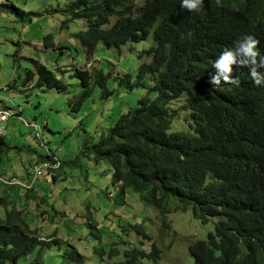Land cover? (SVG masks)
Here are the masks:
<instances>
[{"label":"trees","instance_id":"obj_1","mask_svg":"<svg viewBox=\"0 0 264 264\" xmlns=\"http://www.w3.org/2000/svg\"><path fill=\"white\" fill-rule=\"evenodd\" d=\"M12 11L7 1H0V13ZM60 13L71 15L64 25L75 19L86 22V29L74 37L90 60L100 43L121 55L127 43L145 41L153 31L156 44L143 51L148 61L140 64L136 78L126 73L116 80L121 87H147V94L136 107L120 114L106 136L83 151L95 162L109 164L119 202L131 190L163 217L191 213L201 224L212 223L206 238L189 246L192 264H264V86L252 83L248 68L236 66L232 75L239 86L213 89L209 83L215 71L212 61L238 34L255 32L263 44L258 55H264V0H222L220 7L214 0H204L199 12L182 9L178 0H69ZM49 40L54 46L52 35ZM90 63L87 68H74L81 85L68 101L74 113L94 87L101 90L102 99L113 94L111 76ZM35 84L61 92L68 89L54 71L33 60L22 86ZM179 112L185 115V126L175 130ZM11 149L0 134V164ZM22 189L33 192L34 185ZM25 195L27 201L36 198ZM15 203L0 197V206L5 207L4 218L0 217V264H18L38 247L30 264H86L75 249L55 251L60 242L56 231L47 235V243L28 221L33 215L30 203L19 210ZM87 222L91 237L102 243L104 228L91 217ZM134 229L149 245L113 242L108 252L94 247L100 259L92 264H161L163 250L150 241L144 225L136 224Z\"/></svg>","mask_w":264,"mask_h":264},{"label":"rangeland","instance_id":"obj_2","mask_svg":"<svg viewBox=\"0 0 264 264\" xmlns=\"http://www.w3.org/2000/svg\"><path fill=\"white\" fill-rule=\"evenodd\" d=\"M0 1L13 6L11 13H0V111L20 113V117L10 116L2 134L12 149L3 156L0 176L30 183L34 164L43 162L42 156L47 158L51 152L62 162L56 171L44 169L34 181L33 192L0 184V197L15 199L18 210L30 203L29 211L33 215L28 221L32 227L40 229L42 238L46 240L47 235L56 231L60 242L55 251L75 249L86 259V264L100 259L93 252L94 247H104L108 252L113 242L129 241L142 247L144 241L149 245L150 242L137 234L136 224H143L153 238L150 241H156L163 250L161 264H192L189 246L205 239L214 225L201 224L191 213L171 212L163 217L145 205L139 192L131 190L124 202H119L118 191L111 184L109 164L97 163L93 156L83 153L87 145L107 135L120 114L136 107L139 98L147 94V87H121L116 80L126 73L136 78L140 64L148 61L143 51L156 44L153 31L145 41L127 43L121 55L100 43L90 60L74 37L86 29V22L75 19L64 25L71 15L60 11L68 7L69 0ZM50 35L54 46L49 45ZM33 60L54 71L68 89L61 92L37 84L23 88L25 72L33 67ZM90 62L111 76L109 88L113 94L107 100L102 99L101 90L94 87L80 111L74 113L68 101L81 91L74 68H87ZM149 79L147 86L151 85ZM12 85L17 87L11 88ZM149 94L153 99L156 97L154 92ZM184 117L183 112L177 114L173 129L184 128ZM33 125H38V129ZM25 194L36 198L27 201ZM4 216L5 207L0 206V217ZM90 217L104 228L102 243L95 242L90 235L87 222ZM118 246L124 248L121 244ZM38 251L39 247L29 257L21 258L18 264H30ZM103 260L108 262V255Z\"/></svg>","mask_w":264,"mask_h":264},{"label":"clouds","instance_id":"obj_3","mask_svg":"<svg viewBox=\"0 0 264 264\" xmlns=\"http://www.w3.org/2000/svg\"><path fill=\"white\" fill-rule=\"evenodd\" d=\"M212 0H210V3ZM182 9L188 12H199L204 5V0H178ZM217 7L222 6V0H214ZM261 38L252 31L238 34L237 39L229 47L222 49L211 63L215 70L209 83L213 89L222 85L239 86L240 81L233 77V66L248 68V74L255 86H264V55H258L263 51Z\"/></svg>","mask_w":264,"mask_h":264},{"label":"built area","instance_id":"obj_4","mask_svg":"<svg viewBox=\"0 0 264 264\" xmlns=\"http://www.w3.org/2000/svg\"><path fill=\"white\" fill-rule=\"evenodd\" d=\"M91 63L87 64V67H90ZM10 116H15L13 111H6V110H1L0 111V134H3L4 131L6 130V123L8 121V119L10 118ZM18 117V116H16ZM24 123L27 126H31V124L27 123L24 121ZM33 127L37 130L38 129V125H33ZM51 156L50 160L45 161V162H41L40 164H34L33 167V171H34V177L32 179V181L26 182V181H21V180H17V179H13L14 182L12 181H7L5 178H1L0 177V181L3 182L4 184L7 185H18L22 188H30L34 185V181L43 173L44 169H51V170H57L60 167V162L58 160L55 159V157H53V155H48Z\"/></svg>","mask_w":264,"mask_h":264}]
</instances>
